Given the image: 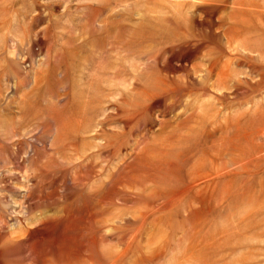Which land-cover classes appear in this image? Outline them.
I'll list each match as a JSON object with an SVG mask.
<instances>
[{
	"label": "rangeland",
	"instance_id": "374dc122",
	"mask_svg": "<svg viewBox=\"0 0 264 264\" xmlns=\"http://www.w3.org/2000/svg\"><path fill=\"white\" fill-rule=\"evenodd\" d=\"M50 222L76 264H264V0H0L2 264Z\"/></svg>",
	"mask_w": 264,
	"mask_h": 264
},
{
	"label": "bare ground",
	"instance_id": "6f19581e",
	"mask_svg": "<svg viewBox=\"0 0 264 264\" xmlns=\"http://www.w3.org/2000/svg\"><path fill=\"white\" fill-rule=\"evenodd\" d=\"M95 26L98 29L97 24ZM121 174L120 171L116 177L119 178ZM54 232L55 224L53 222L42 224L37 229L30 231L28 238L19 242L25 255L32 260L33 264H76L75 254L79 251L72 244L71 238L66 235L56 237ZM97 241L98 238L93 237L90 239L89 245L94 248ZM1 257L2 255H0V264H2Z\"/></svg>",
	"mask_w": 264,
	"mask_h": 264
}]
</instances>
